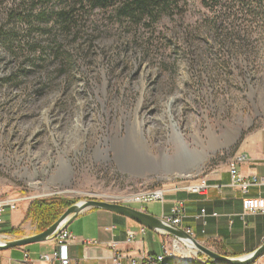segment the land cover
I'll list each match as a JSON object with an SVG mask.
<instances>
[{"label": "rangeland", "instance_id": "374dc122", "mask_svg": "<svg viewBox=\"0 0 264 264\" xmlns=\"http://www.w3.org/2000/svg\"><path fill=\"white\" fill-rule=\"evenodd\" d=\"M72 5L0 0V198H22L12 211L23 215L15 226L1 216L0 226L19 230H0L2 239L37 232L24 213L33 199L150 207L135 196L204 178L259 134L264 149V14L226 4L216 17L200 0H180L181 14L152 23L78 7L58 22ZM136 123L142 136L131 137ZM166 245L169 264H214Z\"/></svg>", "mask_w": 264, "mask_h": 264}, {"label": "crops", "instance_id": "0c3cea01", "mask_svg": "<svg viewBox=\"0 0 264 264\" xmlns=\"http://www.w3.org/2000/svg\"><path fill=\"white\" fill-rule=\"evenodd\" d=\"M258 137L252 140L247 149L236 152H244L248 155L247 162L237 164L239 172L244 177L249 176L251 172L264 174V149L259 150ZM228 162L224 166L213 169L202 178L207 180L206 194L200 195L174 188L166 192L164 202L160 206L157 201H153L150 207L140 205L137 208L154 214V216H165L170 213L171 206L182 202L184 217L181 218V226L190 229L199 242L226 255H242L251 252L264 242V214L248 213L241 216L240 203L244 194L239 188L229 185ZM256 189L251 187L248 190L249 194H256ZM201 209H204V213ZM13 212L7 209L4 214L8 213V220L12 226H15L13 223L17 224L21 221L23 215L17 216ZM16 216L19 217L18 221ZM101 222L104 223L103 227L101 224L94 233L92 230V234L86 235L87 226ZM110 225H115L112 232L104 229L105 226ZM66 229L78 238L75 243L65 245L67 249L60 252L57 249L59 246H56L52 240L38 242L37 246L31 247L30 250L28 246L22 247L19 251L5 250L2 254L6 258L5 264L18 260L23 251H28L33 258H36L42 251L50 252L47 251L48 248H51V251L56 249L62 257L69 258L68 264H110V259L116 250L121 251L125 256L135 254L140 249L161 254L163 247H167L166 244L172 241L171 236L154 231L148 232L145 227L125 216L96 208L85 209L79 213ZM128 229L135 233L131 244L125 240V233ZM83 240L92 242L83 243ZM156 246L159 247V251H154ZM235 247L240 248L238 253L232 251ZM165 259L169 261L170 255H166ZM260 261L264 262V258ZM34 264L48 263L35 261ZM122 264H127V259L122 258Z\"/></svg>", "mask_w": 264, "mask_h": 264}, {"label": "built area", "instance_id": "2783aa9c", "mask_svg": "<svg viewBox=\"0 0 264 264\" xmlns=\"http://www.w3.org/2000/svg\"><path fill=\"white\" fill-rule=\"evenodd\" d=\"M248 161V155L244 152L236 153L231 160L228 162V169L230 173V182L229 185L233 187H237L241 190L244 196L241 198V216L248 213H261L264 214V174H258L256 172H251L249 176L244 177L238 170L237 164L245 163ZM218 187V185H217ZM216 187V188H217ZM251 187L257 188V193L254 195L249 194ZM183 190H186L191 193H196L200 195L206 194L208 189L207 180L200 178L195 180H186L183 184H180L179 187ZM166 186H160L154 188V190H149L146 192H142L136 195V200L141 202L144 201H157L160 203L164 202V196L168 190ZM22 198H0V218L3 216L5 211L8 209L9 211L15 210ZM183 203L179 202L171 206L170 213L168 215L163 216V218L171 224H175L181 226L182 219L184 217V208ZM201 212L204 213V209H201ZM182 227V226H181ZM115 228V225L105 226L104 229L112 232ZM189 234L193 235V232L184 228ZM126 242L130 243L133 241L135 233L132 230H126ZM77 237L74 236L67 229H63L60 231L52 241L56 246L61 245H70L77 241ZM91 240H83V243H91ZM177 242L175 239H172V245L174 247V243ZM96 243V241L94 242ZM114 244V243H113ZM166 255H172V247H163V252L161 254H156L149 252L144 249H140L135 254H131L130 256H125L119 250L114 251L110 264H122V258L127 259V264H169L165 259ZM69 258L62 257L59 252L54 249L50 252L40 253L36 258H33L29 252L23 251L21 257L17 260H12L8 264H34L35 261H42L48 264H68Z\"/></svg>", "mask_w": 264, "mask_h": 264}, {"label": "trees", "instance_id": "16d2710c", "mask_svg": "<svg viewBox=\"0 0 264 264\" xmlns=\"http://www.w3.org/2000/svg\"><path fill=\"white\" fill-rule=\"evenodd\" d=\"M45 1L49 2L50 0ZM253 1L258 4V8H251ZM200 2L216 17L218 15L221 16L220 11L226 4H228L226 7V9L228 8L227 11H232L230 10L232 5L239 4L243 7L247 6L245 13L248 15H254V13L264 14V9L261 7L262 0H200ZM72 3L73 5L69 10L56 12L55 15L58 22L70 23L73 19V13L78 11V8L84 10L100 8L110 11L120 24L123 22L138 24L142 21L152 23L157 21L162 15L172 17V15L181 14L183 11L180 0H72ZM233 14L235 13L232 12L230 15ZM70 204L69 200L60 196L36 198L32 200L26 212H24L25 218L31 219L36 225V231L39 232L52 222L54 223ZM0 230L3 233H17L19 231L18 228L7 226L5 222L4 226H0ZM210 262L213 263L212 261Z\"/></svg>", "mask_w": 264, "mask_h": 264}, {"label": "water", "instance_id": "95a60500", "mask_svg": "<svg viewBox=\"0 0 264 264\" xmlns=\"http://www.w3.org/2000/svg\"><path fill=\"white\" fill-rule=\"evenodd\" d=\"M89 208L103 209L125 216L129 218V220L131 219L149 230L171 236L172 239H175L183 246L185 245L183 244L184 240L190 241L194 244L196 252L198 251L205 254V256L209 257L214 264H252L264 254V242L251 252L242 255H226L225 253L216 252L207 245L199 242L183 227L166 221L163 216H154V214L145 210L104 199H85L74 202L60 214L54 223L52 222L49 226L39 232L13 239L1 238L0 250L5 251L15 247H24L31 243L52 240L60 231L66 229L79 213Z\"/></svg>", "mask_w": 264, "mask_h": 264}, {"label": "bare ground", "instance_id": "6f19581e", "mask_svg": "<svg viewBox=\"0 0 264 264\" xmlns=\"http://www.w3.org/2000/svg\"><path fill=\"white\" fill-rule=\"evenodd\" d=\"M136 126H137V131L134 129V127H133V129H134V135L132 134V132H131V137H136V135H138V134H140V136H142L141 135V132H139V130H138V127L140 126V125H138L137 123L135 124ZM141 147V146H140ZM142 150V149H141ZM207 157V155H206V152H203L202 154L200 153V156H199V158H197L196 159V163L199 161V162H201V161H203L205 158ZM179 172V171H178ZM177 173V172H176ZM0 241H2L1 240V238H0ZM178 242H175L174 243V246L177 244ZM180 244V243H179ZM183 244H185L187 247H188V249H189V251H191V252H193V248H195L194 247V244H192V242H190V241H187V240H184L183 241ZM179 246V245H178Z\"/></svg>", "mask_w": 264, "mask_h": 264}]
</instances>
